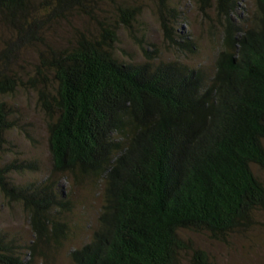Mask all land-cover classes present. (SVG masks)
<instances>
[{
  "label": "trees",
  "instance_id": "16d2710c",
  "mask_svg": "<svg viewBox=\"0 0 264 264\" xmlns=\"http://www.w3.org/2000/svg\"><path fill=\"white\" fill-rule=\"evenodd\" d=\"M157 1L165 38L192 51L176 10ZM241 1L197 0L221 27L211 67L155 60L156 50L145 47L144 60L122 61L113 52L116 26L98 21L96 35L78 31L66 45L41 49L24 81L7 58L43 38L50 21L73 10L94 14V0H0V20L14 31L0 52V152L14 126L6 96L24 84L37 90L45 112L51 160L43 180L24 184L9 174L37 169L34 161L0 165V191L22 204L34 236L25 260L23 246L0 233V264L46 258L43 246L67 236L59 219L72 200L62 179L102 184L97 224L69 249V264H216L180 230L221 239L264 208L253 170L264 167V0H253L248 17ZM136 12L119 7L118 24L131 28Z\"/></svg>",
  "mask_w": 264,
  "mask_h": 264
},
{
  "label": "rangeland",
  "instance_id": "374dc122",
  "mask_svg": "<svg viewBox=\"0 0 264 264\" xmlns=\"http://www.w3.org/2000/svg\"><path fill=\"white\" fill-rule=\"evenodd\" d=\"M240 4L239 10L248 17L253 10V0H242ZM119 7L137 9L131 28L118 24ZM169 8L176 10L179 19L176 26L184 35L191 37L195 45L192 51L179 50L165 38L160 25L161 6L157 0H94V14L87 15L73 10L64 18L50 21L43 38L22 46L14 56L7 58L6 64L25 81L33 74L41 49L45 50L47 45H66L78 31L96 35L98 21H102L116 26L117 39L113 52L122 61L144 60L142 47H145L149 51L156 50L155 60L178 58L191 66L201 64L211 67L220 44L221 31L214 9L202 13L197 0H168V12ZM13 33V29L0 20V52L9 38L13 37ZM6 100L10 105L14 126L6 132V142L0 152V165L15 157L34 161L37 169L11 172L9 178L17 184L43 180L49 173L51 160L47 145L46 115L37 90L20 84L13 93L6 96ZM253 170L264 184V167L253 165ZM61 184L64 190L70 192L72 200L70 209L64 211L59 219L66 222L67 236L62 238L60 244L50 239L43 246L47 257L36 254L30 264H69V249L87 241L97 224V212L102 202L101 182L87 179L73 185L70 179H62ZM0 233L12 239L15 246H23L21 252L25 260L30 257L24 247L34 239L28 213L20 202H7L1 191ZM180 234L191 239L194 246L205 250L216 264H264L263 207L254 209L249 227L230 232L221 239L212 238L204 231L190 229H181Z\"/></svg>",
  "mask_w": 264,
  "mask_h": 264
}]
</instances>
